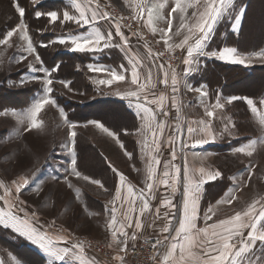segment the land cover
Here are the masks:
<instances>
[{
    "label": "snow or ice",
    "instance_id": "6c2138e0",
    "mask_svg": "<svg viewBox=\"0 0 264 264\" xmlns=\"http://www.w3.org/2000/svg\"><path fill=\"white\" fill-rule=\"evenodd\" d=\"M31 3L36 5L41 0H31ZM124 5L130 10L129 16L111 15L101 6L100 0H66V10L35 12L37 19L46 16L49 23L59 21L61 25L68 22L75 25V29L67 35L40 46L46 48L59 44L68 51L93 56L105 55L106 50L115 48L123 53V58L127 61L118 68L102 63L87 65L88 71L105 74L106 78H92V83L98 89L100 86L118 85V82L128 85L126 90L121 91L117 87L111 94L126 100L128 107L134 109L135 116L140 121L135 135L139 137V158L144 163V187L137 189L123 173L112 168L118 176V183L113 198L109 201L111 207L105 205L104 210L109 217L106 224L112 242L109 247L112 244L117 247L113 259L117 264H124L125 257L121 253L127 252L130 241L133 249L135 248L137 233L144 228L142 218L151 214L153 225L157 220L164 221L159 228L160 235L151 243L153 264H264V195L256 196L238 209L233 207L235 203H239L237 193L242 188V177H231L233 186L215 204L202 209L204 185L222 178L223 174L218 169L209 170L204 166L190 165L187 151L225 137L238 139V124L232 113L237 101L246 104L261 134L234 147L232 154L252 157L258 146L264 147V98L256 100L241 95L222 96L219 92L210 94L205 84L193 86L188 79L206 70L205 60L244 67L251 66L255 61L264 63V48L242 51L227 44L218 48L211 47L222 23L230 22L233 33L241 30L246 8L239 0H124ZM14 7L20 22L0 33V46H4L5 50L13 47L19 49L20 54L13 57L16 63L28 60L29 56L34 57V62L29 61L28 69L31 73H43V76L31 75L22 78L20 83L39 81L43 90L26 109L0 112V115L10 114L19 125L27 124L24 131H43L45 120L42 113L47 106L58 108L68 130L67 139L60 147L66 149L70 156L69 174L104 188L100 180L90 179L77 169L76 129L79 125L68 118L65 109L58 105L53 96L54 74L59 71L60 65L44 66L30 35L29 25L24 19L25 7L20 6L19 0H14ZM101 22L107 23L109 27L103 29ZM133 22L137 26L142 25L153 37L158 36L156 43H162L163 51L153 52L145 43V58L142 59L133 52L130 37L122 30L125 27L131 30ZM132 35L145 39L139 28ZM13 37L20 43L16 44ZM177 50L186 53L182 58L185 66L182 73H178L172 63L176 59ZM3 56L4 52H0V58ZM161 58L165 60L161 62ZM56 82L66 88L71 83L64 80ZM182 90L196 94L194 104L184 103ZM185 108L202 111L196 113V119H186ZM173 109L174 125L168 123ZM88 124L94 125L113 138L121 149H125L119 131L111 130L98 120H90ZM84 126L87 127V124ZM166 130L170 132L167 137ZM131 134L127 129L124 130V135ZM165 146L170 158H164ZM124 155L129 160H134L135 150H125ZM208 155L210 154L191 153L193 161H204ZM178 159L182 164L176 163ZM245 171L250 180L252 166ZM35 177L36 173L33 172L13 179L10 184L0 181V202H3L0 206V227L9 229L14 238H23L35 245L46 257V264H96L94 259L86 256L84 241L73 240L71 234H51L43 226H38V220L34 219L35 212L29 213L19 206L26 203L20 199L24 189L35 185L33 190L39 191L41 185L36 182ZM161 186L170 194L163 196L153 210L152 201L157 199ZM247 186V181H244L243 187ZM69 187L72 185L69 184ZM178 192L180 200L174 203ZM76 193L79 198V189H76ZM225 206L230 211L221 215ZM128 229H133L131 234ZM0 264H21V261L8 251L7 258L0 257Z\"/></svg>",
    "mask_w": 264,
    "mask_h": 264
},
{
    "label": "rangeland",
    "instance_id": "374dc122",
    "mask_svg": "<svg viewBox=\"0 0 264 264\" xmlns=\"http://www.w3.org/2000/svg\"><path fill=\"white\" fill-rule=\"evenodd\" d=\"M239 2L246 8L241 30L238 33H233L230 22L222 23L218 27V35L214 38L211 47L218 48L227 44L236 46L242 51H256L264 48V0H251L250 6L246 5V0H239ZM19 3L26 9L24 19L29 25L30 35L37 46L41 59L44 61V66L60 65L59 71L54 74L53 96L58 105L65 109L68 118L79 125L76 129L78 132L76 152L77 154L80 152L77 161L79 162L80 159L83 172L92 178L106 179L108 183V170L99 157L98 151L105 152L116 167H121L124 171L130 172L128 171L130 161L115 140L87 122L90 118L101 120L115 129L128 125L129 121L123 112L124 110H120L121 107L94 103L99 99L115 97L111 93L117 87L124 91L128 85L118 82V85L100 86L98 89L92 83V78H106L105 74L90 72L87 69L89 63H102L118 68L121 63H127L123 58V53L114 48L106 50L107 54L105 55L93 56L87 53L68 51L59 44H52L46 48L42 47L41 44H47L51 40H57L62 35H67L75 29V25L71 22L61 25L59 21L54 24L49 23L46 16L37 19L35 12L66 10V0H41V3L36 5H33L31 0H19ZM100 3L111 15L113 12L119 13L121 16L130 15V10L124 5V0H100ZM19 22L20 17L15 11L14 0H0V33L15 27ZM101 24L103 29L109 27L105 22H101ZM140 28L143 32L150 34L142 25ZM122 30L125 35L130 37L129 43L132 51L142 59L145 58L147 55V49L144 47L145 40L132 35L127 27ZM151 37L155 43L154 47L163 49L162 43H156L159 37L152 35ZM13 40L16 44L20 43L16 37H13ZM0 52H4V56L0 58L2 59L0 62V112L24 110L31 105L34 98L42 94L43 89L39 81L21 84V79L31 75L43 76V73H31L28 69L29 61L34 62L32 56H29L28 60L16 63L13 57L20 54L17 47L5 50L4 46H0ZM153 52L155 51L153 50ZM161 62L163 61L161 60ZM147 63L148 61L145 59V64ZM204 63L206 70L202 74H194L193 77L188 78L193 86L205 84L210 94L219 92L222 96L241 95L256 100L264 98V63L255 61L249 67L216 60H205ZM184 67L178 69L177 72L182 73ZM60 80L71 81V83L66 88L63 84L56 82ZM195 96V93H186L182 90V98L185 104H194ZM65 101L69 103L68 107L61 103ZM200 111L202 110L185 108V118L196 119V113ZM232 113H234L233 119L238 124V139L225 137L223 140L187 150L190 165L204 166L209 170L218 169L223 174L222 178L204 185L202 209L209 204H215L233 186L234 181L230 179L231 177H242L240 181L242 188L237 193L240 198L239 203H235L233 207L238 209L256 196L264 195V147L258 146L252 157L234 156L232 154L234 147L261 134L259 126L251 118L246 104L242 101L235 102ZM74 114V117H70ZM174 115L175 110L173 109L168 118L169 124H175ZM42 117L45 120L43 131H24L27 124L19 125L10 114L0 115V181L10 184L13 179H17L21 175L36 173V182L41 185L39 191L33 190L35 185L24 189L20 199L26 203L19 206L24 207L29 213L35 212L36 217L34 219L38 220V226H43L53 235L71 234L75 240H89L104 248L110 243L103 236V224L88 214L84 208L85 204L82 202V200L84 201L83 193L97 197L101 193L92 183L69 174L70 156L66 149L60 147L67 139L68 130L63 124L58 108L47 106ZM85 124L87 127L84 126ZM169 134L170 132L166 130L165 136ZM192 152L209 153L210 155L204 161H193ZM176 163L182 164V161L178 159ZM249 166H252L250 180L245 171ZM65 169L69 171L66 172ZM244 181H247V187H243ZM69 184L72 187H69ZM76 189H79V198H77ZM178 195L179 192L177 193V200ZM93 202V206L97 207L95 204L97 201L94 199ZM2 203L0 202V206ZM229 211L230 209L225 206L221 215ZM0 229V257L7 258V252L10 249L12 252L14 248L12 245L19 243L20 240H23L22 244L36 249L44 256L31 242L19 237L14 238V234L9 229L3 227ZM5 241L12 243L10 249L7 247L10 244L5 243ZM18 251L20 258L12 253L21 261V264H28L25 260H29L31 264H39L24 249H18ZM85 254L88 258L94 259L96 264H117L115 260L114 262L108 261L106 256L98 252H90L85 249ZM123 255L125 257L126 253ZM44 258L46 262V257L44 256Z\"/></svg>",
    "mask_w": 264,
    "mask_h": 264
},
{
    "label": "crops",
    "instance_id": "0c3cea01",
    "mask_svg": "<svg viewBox=\"0 0 264 264\" xmlns=\"http://www.w3.org/2000/svg\"><path fill=\"white\" fill-rule=\"evenodd\" d=\"M109 100L116 101V102L122 104V105L118 104V106H116V107H119V108L122 107V108H120V110L121 109L124 110L123 112L125 113V116L127 117L129 123H128V125H123L121 128H119L117 130H119V132H123V134H124V130L127 129L129 133H132L130 135V139H131V144H134L133 147L135 149L136 155L138 156L137 163H134V160H129L127 158L130 161V163H129L130 167L128 168L129 169L128 171L131 172L130 173V172L124 171L121 167H116L115 163L111 162L110 157H108V155L105 152L98 151L99 157L103 161V164L106 165V169L108 170L109 181L107 183L106 179L97 178L98 180L101 181V183H103L104 188H101L99 185H96V184H92V185L94 187L98 188L99 192L105 196L104 197H99V195H98V197L92 196V198H94L97 201V203H95V204H97V207H94L93 209L87 208V206L85 204V193H83L84 194V201L82 200V202H84V204H85L84 208H86V211L88 212V214H90V216H92L94 218H97L103 224V226H102L103 236L106 237L108 242L111 244L112 242L110 239V233L106 229V224H107L109 217H108V214L105 213L104 209H105V205H108L109 208L111 207V205L109 204V201L113 198L114 190H115V187L117 186V183H118V176L116 175V173H114L112 171V168H115L119 172L123 173L127 177L128 182L131 183L132 185H134L137 189H139L141 187H144V172H143L144 163L139 158V145L137 143V140L139 139V137L137 135H135V129H136V127L139 126V123H140L139 117L135 116L134 109L128 107V102L126 100H122L119 97L115 96L113 98L104 99L103 101L109 102ZM98 104H101V102H99ZM108 105H110V103H108ZM162 118L163 117H161V119ZM90 120H96V119L90 118ZM98 121L103 122L101 120H98ZM165 137H167V136H165ZM121 150L124 153V151L126 149H121ZM163 151H164V158H170L167 146H165ZM135 169H140V171H136ZM90 179H96V178L90 177ZM86 182H90V181H86ZM105 189H107V191H105ZM169 194H170L169 191L166 190L164 188V186H161L158 193H157V199L152 201L153 210L159 204L160 199L163 196L169 195ZM178 196H179L178 200H180V193ZM178 200H177V194H176V197H175L173 202L176 203ZM163 211H164V209L162 208L161 212H163ZM142 219H143V223H144V228L137 233V240L135 241V245L138 244L141 240H143V238H145L147 236H152V235H158L159 236L160 235L159 234V228L164 223L163 220H157V221H155V224L153 225V216L151 214H146ZM150 225H152V226H150ZM128 231L131 234L133 229H128ZM71 238L73 240H75V238H73V237H71ZM131 247H132V242L130 241L129 242V248H131ZM112 248L117 253V247L115 244H112ZM129 248H128V250H129ZM161 251H163V249ZM121 254L123 255V253H121ZM124 263H125V259H124Z\"/></svg>",
    "mask_w": 264,
    "mask_h": 264
},
{
    "label": "built area",
    "instance_id": "2783aa9c",
    "mask_svg": "<svg viewBox=\"0 0 264 264\" xmlns=\"http://www.w3.org/2000/svg\"><path fill=\"white\" fill-rule=\"evenodd\" d=\"M112 15L116 17L121 16L119 13H115V12H113ZM137 28H139V30L143 33L145 37L144 42L149 44L154 51H158V50L163 51V49L160 47H154L155 43L151 40L152 38L151 35L143 32L140 26L135 25L134 22L131 30L129 29L128 30L131 33H134L137 31ZM184 55L186 54L180 52V50H177L176 59L172 61L174 67H176L177 70L184 67V65L182 64V58ZM161 60L164 61L165 58H161ZM156 237H158V235L147 236L143 238V240H141L138 244H136L134 249L133 247L129 248V250L126 252L124 264H153L151 257L154 254V252L153 249L151 248V243L154 242V238ZM83 241L85 243L86 250L90 252L93 251L98 252L99 254L106 256L109 259L108 261L112 260V262H114L113 257L116 255V252L112 247H109V245H107L106 247L103 248L95 244L94 242L92 243V241L89 240H83Z\"/></svg>",
    "mask_w": 264,
    "mask_h": 264
},
{
    "label": "trees",
    "instance_id": "16d2710c",
    "mask_svg": "<svg viewBox=\"0 0 264 264\" xmlns=\"http://www.w3.org/2000/svg\"><path fill=\"white\" fill-rule=\"evenodd\" d=\"M250 2H251V0H246V5L247 6H250ZM252 74V73H251ZM250 74V75H251ZM249 75V74H248ZM99 102H101V104H108V103H110V106H118V104H120V105H122L121 103H118V102H116V101H112V100H109V102L107 101V102H104L103 100H98V101H96V102H94V103H96V104H98ZM63 105H65L66 107H68L69 106V103H67L66 101L65 102H61ZM93 103V104H94ZM122 108V107H121ZM75 116V114L72 116V115H70V117H74ZM88 121H90V119H88ZM103 124H105V126L106 127H109L110 129H112V130H114V131H119V130H117V129H115L114 127H112V126H109V125H106V123H104V122H102ZM120 134H121V140H122V142L125 144V149L126 150H128V151H133V150H135L134 149V147H133V145L134 144H131V139H130V135H124L123 134V132H120ZM79 154V155H78ZM78 154H77V156H80V152H78ZM137 159H138V156L136 155V153H135V159H134V163H137ZM77 169H78V171H80L83 175H86L85 174V172H83L84 170L82 169V167L80 166V159H79V162L77 163ZM94 196V195H93ZM105 195H102V194H100L99 195V197H104ZM93 199L94 198H92V195L90 196V195H85V204H86V206H87V208L88 209H93L94 208V206H93ZM1 230V229H0ZM7 241H5V243H6ZM22 242H23V240H20L19 241V243H16V244H14V245H12V243H10V242H7L8 244H10V245H8L7 247L10 249L11 248V245L12 246H14V248L12 249V252L18 257V258H20V252L18 251V249L19 250H22V249H24L25 251H27L28 252V254L31 256H33V260H37L38 262H39V264H46V262H45V258H44V256H42L36 249H32V248H29V246L28 245H25V244H22ZM22 244V245H21ZM16 248H17V251H16ZM10 251H11V249H10ZM26 262H28V264H31L30 263V261L29 260H25Z\"/></svg>",
    "mask_w": 264,
    "mask_h": 264
}]
</instances>
